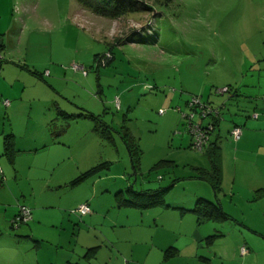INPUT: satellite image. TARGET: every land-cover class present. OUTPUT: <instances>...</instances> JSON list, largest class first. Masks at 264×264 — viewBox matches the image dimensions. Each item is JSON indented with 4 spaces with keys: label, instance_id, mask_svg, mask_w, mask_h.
<instances>
[{
    "label": "rangeland",
    "instance_id": "obj_1",
    "mask_svg": "<svg viewBox=\"0 0 264 264\" xmlns=\"http://www.w3.org/2000/svg\"><path fill=\"white\" fill-rule=\"evenodd\" d=\"M134 1L114 0L112 6L102 4L106 10L100 8L97 12L104 11L106 15L88 8L83 10L76 0H0V31L5 33L9 28L12 35V42L5 51L21 68V71L12 69L5 78L0 72L3 94L0 100L10 99L7 95L12 93L7 82L10 75L18 79L14 85L19 91L24 85L26 90L34 89L36 85L46 86V95L68 97L84 107L83 111L99 114L114 127L106 138L99 137L102 144L97 145L92 140L95 134H84L85 127H80L78 134L74 127L76 123H72L66 140L72 148L77 151L79 148L80 165L56 167L55 172L63 171L62 177L69 182L55 190L52 214L43 220L38 230L50 246L62 248L60 257L67 255L68 258L69 255L68 259L77 264H105V254H93L89 248L93 241L89 237L86 246L76 244L78 236L66 228L59 204L65 207L67 217L75 216L73 222L79 227L85 228L89 224L69 213L68 201L60 202L61 196L66 197L74 192L76 184H82L89 192L94 188L103 195L104 208L114 196L118 197L116 204L122 207L121 212L129 213L130 223L150 226V230L155 226L162 228L163 223H155L153 219L160 216L162 210L174 220L175 212L180 213L179 208H164L163 204L157 203L156 190L166 188L162 196L167 205L192 207L198 197L217 200L213 186L201 178L197 169L210 168L206 152L189 147L190 134L184 116L189 110L187 104L193 94L208 92L204 100L214 101L223 117L215 131L226 133L225 122L229 125V114L239 112H231V100L225 99L224 106L220 104L225 91L217 94L215 87L227 85L230 88L229 84L234 85L235 81L264 86V19L257 20L255 10L247 8L248 14H245L244 4L240 1L239 5L233 4L236 0ZM128 2L132 5H127ZM118 9L124 13L114 17ZM152 26L154 29L149 31ZM142 30L143 34L135 33ZM1 52L0 56L5 57ZM22 65L36 66L37 78L43 77L44 82L50 84L52 81L59 92L56 88V91L50 89L43 80L37 82L22 69ZM74 65L82 67L74 68ZM226 92L231 94V88ZM0 107L2 131L9 128V121L4 107ZM250 110L252 108L247 106L242 116ZM94 123L96 121L86 118L83 124L89 127ZM125 141L137 145L139 154L138 159L134 154L135 165ZM46 156L47 153H42L19 158L21 174L27 173L30 164L35 172ZM0 171V184H3L7 170L2 161ZM82 171H86L87 176L72 184L70 181ZM229 176H226V187L231 185ZM21 184L25 185V182ZM243 186L247 187L240 184L236 188L242 190ZM6 191L0 186V194ZM255 194L254 190L248 199H255ZM112 214L103 224L111 225ZM258 218L250 215L243 219L262 231L258 232L261 236L247 227L227 221L214 223L209 219L199 225V232L205 233L203 245H198L195 250L192 246V255L183 257L184 263H181L264 264V218ZM1 225L10 227L0 219ZM25 226L21 224L20 228ZM185 226L182 230L189 233L187 228L191 229L193 223L186 222ZM11 231L16 233L18 230L11 228ZM214 234L218 235L206 244L205 238ZM246 234L253 238L257 236V242L249 244L244 239ZM1 236L13 238L4 233ZM175 236L181 237V243L186 242L187 236L183 238L178 233ZM238 239L249 244L254 252L253 260L244 263L245 255L233 247Z\"/></svg>",
    "mask_w": 264,
    "mask_h": 264
},
{
    "label": "crops",
    "instance_id": "obj_2",
    "mask_svg": "<svg viewBox=\"0 0 264 264\" xmlns=\"http://www.w3.org/2000/svg\"><path fill=\"white\" fill-rule=\"evenodd\" d=\"M238 1L241 2V5L244 4L242 6H244L245 14H248L247 11L252 9L255 10L257 20L264 19V0H236L233 4L239 5ZM80 6L84 10L85 7ZM66 18H69V15ZM2 32L0 31V52L3 51L5 57L1 56L3 60L0 72L4 77L5 74H10L12 69L15 68L17 71H21V68L17 67L15 62L12 61V57L8 56L7 51H5L12 42V35L9 34L10 29L8 28L5 33ZM28 66L22 65V69L28 71L37 82H44L43 77L37 78L39 76L37 67ZM48 73H50V70ZM18 76L21 78L20 75ZM23 78L26 79L24 76ZM17 80V78H11L9 75L7 82L9 81V90L12 93L7 95L10 96V99L0 100V105L4 107V114L9 121V128L0 131V161L3 162L7 170L5 181L0 186H3L5 191L8 190L9 195L7 196V191L0 194V219L9 223L10 226H0V264H77L68 259L70 258L69 255L68 258L67 255L60 257L59 251L62 248L50 246L48 239L41 237L38 230L43 220L52 214L53 210L51 209L55 206L53 201L56 194L55 190L63 185L66 186L69 182L62 177L63 171L55 172L56 167H61L63 164H71L74 167L75 164L80 165L79 148L78 151L72 148V144L66 140V134L69 132L72 123H76L74 127L78 134L81 133L80 127H85L84 134L86 132L91 135L95 134V139L92 140L98 145V143L102 144V141L99 138L101 136L94 130L95 123L93 125L89 124V127L88 124L83 123H86V118L96 121L92 116L86 115L88 113L100 118L101 116L90 110L83 111L84 107L68 97H63V95L51 98L44 92L46 86L42 88V86L36 85L34 89L26 90V85H24L22 91H19L14 85ZM50 82L51 84L44 83L48 84L50 89L59 92L57 87L53 86V82ZM229 85L231 94L224 93L223 99L231 100V108L233 109L231 112L238 111L239 114L236 112L229 114V125L225 122L227 126L226 133L220 134L215 131L211 136L212 140H216L221 151L222 179L220 188L215 192V195L223 210L236 220L227 222L250 228L253 232L258 233L262 231L243 218L250 215L259 217V220L264 218V195L252 199L254 201L248 199L254 190L264 187V86L248 81H235L234 85ZM59 94L61 95V93ZM206 94L202 93V96L208 97L209 94ZM0 96H3L1 91ZM247 106L252 110L246 113V116H242ZM253 111L258 112L257 118L251 117ZM66 114H74L75 117L67 119L65 118ZM101 120L102 124L112 126L103 119ZM226 121L228 122V120ZM24 122H26L25 125ZM234 124L241 125L242 130L238 139H233L229 133ZM7 135L12 137V149L15 152L13 164L9 162L5 154V137ZM42 153H47L45 161L40 162L42 165L36 167L34 172V166L30 164L27 173L22 175V162L18 159ZM83 172L85 171L80 173ZM228 174H230L231 185L226 187L225 181ZM22 182H25V185H22ZM240 184L247 187L244 188L243 186L242 190L236 188ZM73 191L68 193L66 197L61 196L59 201H68L66 208L70 209L83 202H88L91 212L78 216L89 225L85 228L79 227L73 222L75 216L67 217L64 211L65 207L59 204L62 221H64L66 228H69L68 231L72 229V234L78 236L76 244L84 247L88 244L87 238H91L93 245L89 248L96 256H99L101 252L105 254V264H183V257L192 255H190L192 246H195V250L198 245H203V235L205 233L199 232V225H203L209 219H198L196 214L191 211L194 206L167 205L165 203L166 199L163 197L162 207L179 208L180 213L176 214L175 212L174 220L166 210H162L160 216H154L153 218L155 223H163L161 230L157 226L150 230V226L131 224L129 213L121 212L122 207L117 206L115 196L113 201H109L110 204L107 203V207L104 208L106 200H104L103 195L98 194L96 189L93 188L89 192L86 186L76 184ZM20 204H26L32 210L31 220L25 223L26 226L22 228H20L21 224L15 226L11 223V219L16 214ZM258 204L259 206L255 208L254 206ZM70 209L69 213L75 214ZM253 210H255L254 213ZM112 212L111 225L103 224V221ZM186 222L191 225L193 223L191 229L187 228L189 233L182 230L187 227L185 226ZM214 223L222 222L214 221ZM11 228H17L18 231L14 233ZM2 233L12 235L13 238H2ZM175 233L183 238L187 236L186 242L181 243V237H176ZM258 234L261 236V233ZM254 237L244 235V239L252 245L258 240L257 236ZM246 241L240 242V239L235 241L233 247H236L238 253L239 246L242 243H247ZM170 247H173L174 251L167 253L166 250ZM169 253L171 254L168 256ZM56 254L58 255L56 256ZM253 254L254 252L250 247L249 253L245 255L244 263L253 260Z\"/></svg>",
    "mask_w": 264,
    "mask_h": 264
},
{
    "label": "trees",
    "instance_id": "obj_3",
    "mask_svg": "<svg viewBox=\"0 0 264 264\" xmlns=\"http://www.w3.org/2000/svg\"><path fill=\"white\" fill-rule=\"evenodd\" d=\"M80 5H82L85 8H88L89 10L92 9L95 10V12L99 11L98 9L103 8L104 5L102 4H106V6H112L113 1L114 0H76ZM134 1V0H131ZM135 2V1H134ZM124 5V4H121ZM127 5H132L131 3L128 2ZM105 8H103L104 10ZM106 10V9H105ZM104 10V11H105ZM121 9H118L117 14H114V17L124 13L120 11ZM97 12V13H101V14H106V12ZM107 15V14H106ZM113 18V17H112ZM155 26H152L150 30H153ZM135 33H139V34H143V30L141 32H135ZM134 33V34H135ZM130 37V36H129ZM128 39V38H127ZM130 39V38H129ZM128 39V40H129ZM1 50V48H0ZM1 53V52H0ZM100 59V58H99ZM2 57H0V67L2 64ZM227 86V85H226ZM228 87V86H227ZM218 87H215V92H217ZM230 88L228 87V90ZM227 93V92H225ZM217 94H219V92H217ZM221 94V93H220ZM193 96L199 97V103H195L192 106H188L189 110L188 112L185 114H189L191 111L193 112V114H195V118L194 119H189L185 117V122H186V128L190 134V141H189V147L192 149H195V147H193V143L195 142V140L192 138V133L191 131H193L192 127L194 124H197L199 126V130L201 133H203V137L202 139H206L203 147L199 150H204L208 156L209 159V163H210V168H197L198 171L201 173V178H204L206 180H208L211 185L213 186V189L215 192H217L220 188V183H221V179H222V172H221V160H220V147L218 145V143L216 142V140H212L211 136L214 133V131L216 129L219 128V124H220V120L223 118L221 113H220V107H217V104L213 101V103L209 100L206 99L204 100L202 95H198V94H193ZM222 106H224L226 104L225 99H223V101H221ZM206 107V111L203 114L201 113L202 109ZM210 107L211 110L208 108ZM253 113H256L258 116V112L253 111L251 113V117H253ZM81 114H85V113H81ZM86 115H90L92 116L95 120V126H94V130L101 136V137H107L109 133H111L112 131H114V128L112 126H108L105 124H102V120L100 117H97L95 115H91L90 113L86 114ZM75 117L74 114H66L65 118H73ZM253 118H257V117H253ZM220 119V120H219ZM234 127H239L241 129V125L239 124H234L229 133L230 136L233 139H238L235 138L234 135L232 134V129ZM242 130V129H241ZM207 137V138H206ZM5 140V154L8 157V160L11 164L14 163V150L12 149V137L11 135H7ZM128 149H129V153L131 155V160L134 163V154L137 156L136 158L138 159V149H137V145L134 142H127L125 141ZM197 149V148H196ZM135 165V163H134ZM87 176V172H83L80 173L77 177H75L71 183H75V182H79L82 178H85ZM166 188H161L159 190L154 191V194H156V202L162 204L163 202V196H162V191H165ZM151 191V190H150ZM256 194H255V198L259 197L261 195H264V187L262 188H258L255 190ZM118 199V197L116 198ZM131 202V201H130ZM71 210V209H70ZM191 211H193L196 216L198 217V219H200L202 216L203 218L206 219H210L216 222H223V221H236L234 218H232L231 216H229L222 208L221 204L219 203L218 199L217 200H210L207 198H203L200 197L197 199L194 207L191 209ZM76 214V213H75ZM79 215V214H77ZM28 223V222H27ZM218 234H214V235H210L207 238H205L206 243L212 242L214 240V237H216ZM242 245H245L248 248V253L250 251V248L247 246L246 243H242L239 246V253L242 255H246L247 253L243 254L240 252V247ZM169 251H174L173 247H170L166 250V252L168 253ZM171 253L168 254V256Z\"/></svg>",
    "mask_w": 264,
    "mask_h": 264
},
{
    "label": "built area",
    "instance_id": "obj_4",
    "mask_svg": "<svg viewBox=\"0 0 264 264\" xmlns=\"http://www.w3.org/2000/svg\"><path fill=\"white\" fill-rule=\"evenodd\" d=\"M106 55L107 54H105L104 56H106ZM109 57H110V55H109ZM78 67H82V65H74V68H78ZM222 91H225V92L228 91V87L224 86V87H221V88L217 89V92H221L222 93ZM195 103H197V104L199 103V97L193 96V97L190 98L188 105L192 106ZM208 108L211 110L210 107H208ZM206 109L207 108L204 107L202 109L201 113L203 114L204 112H207ZM185 114H184V116L186 118L191 119V120L196 117L195 114H193L192 111L189 114H187V115H185ZM253 117H257V114L253 113ZM192 128H193L192 129L193 131H191L192 138L195 140V142L193 143V147H195L197 149H201L203 147L206 139L205 140L202 139L203 133L200 132L199 126L197 124H194ZM240 133H241V129L239 127H234L232 129V134L234 135L235 138H238L240 136ZM70 211L72 213H76V214H79V215H85V214L91 212V208H90V205H89L88 202H83V203L75 206L74 208H72ZM31 218H32V210H31V208L28 205H26V204H20L18 206V210H17L16 214L11 219V223H12V225L17 226V225L25 224V223L29 222L31 220ZM240 252L243 253V254L248 253V248L245 245H242L240 247Z\"/></svg>",
    "mask_w": 264,
    "mask_h": 264
}]
</instances>
